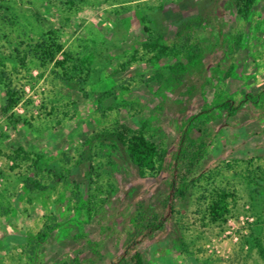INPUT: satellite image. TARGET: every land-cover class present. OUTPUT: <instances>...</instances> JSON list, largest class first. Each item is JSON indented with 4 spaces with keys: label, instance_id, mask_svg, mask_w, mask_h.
Segmentation results:
<instances>
[{
    "label": "rangeland",
    "instance_id": "rangeland-1",
    "mask_svg": "<svg viewBox=\"0 0 264 264\" xmlns=\"http://www.w3.org/2000/svg\"><path fill=\"white\" fill-rule=\"evenodd\" d=\"M43 1L48 25L37 0H0V264H135V250L142 264H264V0L247 19L236 0ZM185 35L200 62L170 84L160 46ZM246 93L258 100L235 116L204 111ZM192 115L209 147L170 211L166 171L139 175L112 131H145L169 161ZM218 192L228 212L214 221ZM139 206L162 229L131 237Z\"/></svg>",
    "mask_w": 264,
    "mask_h": 264
},
{
    "label": "trees",
    "instance_id": "trees-1",
    "mask_svg": "<svg viewBox=\"0 0 264 264\" xmlns=\"http://www.w3.org/2000/svg\"><path fill=\"white\" fill-rule=\"evenodd\" d=\"M42 8V12H38L33 8V15L36 19L44 24L48 25L49 21L46 17L47 11L46 3L43 0H37ZM255 0H236L238 11L242 14L244 19H247L250 9ZM147 29V28H146ZM48 38L53 42L56 37L57 30L49 29ZM58 36V35H57ZM191 35H185L184 39L177 44L164 45L162 44L159 50L160 55L169 56L173 59L171 65H169L170 75L167 78V82L170 84H177L180 82L184 74L191 72L192 68H198L201 55V47L198 43L193 42ZM240 37L235 41V46L239 45ZM56 44V43H55ZM144 46L152 47L154 45L145 43ZM126 65H122L124 68ZM6 78L5 72L0 69V81ZM6 104L1 108L3 113L9 111L17 101V95L14 89L7 86L4 93ZM258 95L246 93L242 99L235 105L229 100L216 101L210 107L205 108V112H209L210 109L221 108L227 113V116H235L240 109V106L244 102H251L256 104ZM196 115L188 117L177 136V145L175 151L171 154L170 160L166 161L164 154L160 152L157 145L150 141L143 130H133L125 126L116 127L112 134L117 138L119 143L125 148L130 161L136 166L139 175H145L147 173H154L157 170H165L168 176L169 194L165 197L164 203L169 207L170 211H173V201L176 198H184L187 194L192 183L200 175V169L202 168L203 159L207 154L209 144L205 141H196L192 137V131L195 129ZM158 163V164H157ZM199 174V175H198ZM228 212V207L225 204L224 193L218 192L210 205H208V213L212 220H217ZM148 217V219L146 218ZM52 225L47 226L46 231H42L38 235L33 236V247H37L40 241L45 240L49 233L53 230L57 223L54 217L51 218ZM134 232L130 236L134 237L137 234L146 236L157 230L162 229L164 225V219L161 215L153 211H145L142 206L134 209V212L130 219ZM136 241H132V243ZM133 260L135 264H142L141 255L139 251L133 252Z\"/></svg>",
    "mask_w": 264,
    "mask_h": 264
}]
</instances>
